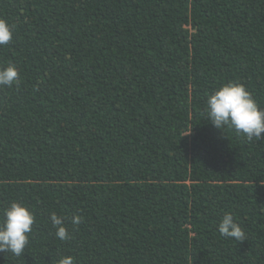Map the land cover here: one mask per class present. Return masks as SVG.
Returning <instances> with one entry per match:
<instances>
[{"label":"trees","instance_id":"trees-1","mask_svg":"<svg viewBox=\"0 0 264 264\" xmlns=\"http://www.w3.org/2000/svg\"><path fill=\"white\" fill-rule=\"evenodd\" d=\"M0 19L20 76L0 88V214L36 216L0 264H264V141L205 111L230 81L264 108V0H0Z\"/></svg>","mask_w":264,"mask_h":264},{"label":"clouds","instance_id":"clouds-1","mask_svg":"<svg viewBox=\"0 0 264 264\" xmlns=\"http://www.w3.org/2000/svg\"><path fill=\"white\" fill-rule=\"evenodd\" d=\"M12 39V27L7 21L0 19V46L9 44ZM19 79V70L15 64L0 66V88L18 84ZM205 111L207 120L214 128L222 131L225 127L233 128L249 142L264 141V135H262L264 134V108L259 106L243 84L233 81L222 84L208 95ZM35 222L36 216L27 205L12 201L0 214V252L11 253L16 257L22 256L28 246L29 235ZM51 222L56 228L55 235L61 241L70 239L64 217L53 212ZM79 222L80 217L75 216L72 223L76 225ZM218 231L226 238H234L239 242L246 240L245 232L231 213L223 215ZM57 264H75V260L71 255H65L57 261Z\"/></svg>","mask_w":264,"mask_h":264}]
</instances>
